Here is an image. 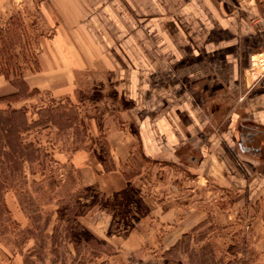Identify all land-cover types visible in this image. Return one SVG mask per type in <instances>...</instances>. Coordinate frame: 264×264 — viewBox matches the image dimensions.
I'll return each mask as SVG.
<instances>
[{"label": "crops", "instance_id": "obj_1", "mask_svg": "<svg viewBox=\"0 0 264 264\" xmlns=\"http://www.w3.org/2000/svg\"><path fill=\"white\" fill-rule=\"evenodd\" d=\"M13 10L0 0V26ZM38 10L51 34L43 38L38 69L22 75L24 87L60 98L92 80L121 103L122 128L105 137L108 160L89 148L70 156L78 177L73 192L85 194L73 220L87 239L74 237L69 252L82 247L89 254L74 264H179L175 254L185 264L196 252L202 264H264V6L39 0ZM10 87L0 72L2 113L16 106L7 100ZM134 150L181 168L206 196L215 195L206 202L193 187L173 182L163 196L159 182L139 181L133 214L118 219L96 208L128 193L132 183L121 165ZM5 204L13 221L28 224L9 189ZM50 228L48 237L56 232L53 222ZM0 264L26 263L0 249Z\"/></svg>", "mask_w": 264, "mask_h": 264}, {"label": "rangeland", "instance_id": "obj_2", "mask_svg": "<svg viewBox=\"0 0 264 264\" xmlns=\"http://www.w3.org/2000/svg\"><path fill=\"white\" fill-rule=\"evenodd\" d=\"M8 1L14 10L12 20L0 26V72L12 83L13 94L7 100L16 106L0 112V249L19 253L26 264L80 263L89 254L79 247L73 256L69 249L70 243L76 241L74 237L87 239L86 232L73 220L83 210L78 198L85 194L80 190L73 192L78 177L72 170L70 156L74 150L89 148L108 160L105 137L122 128L118 114L121 103L113 91L102 92L92 80H85L68 97L28 91L22 75L38 69L43 38L49 37L51 30L41 20L39 0ZM257 5L263 9L264 0H257ZM121 168L132 183L128 193L112 202L100 200L96 204V208L110 209L120 219L140 206L136 190L139 181L159 182L163 196L173 182L185 190L193 187L206 202L215 195L210 191L206 196L205 190L194 183L193 175L182 173L179 167L152 163L138 150ZM7 189L29 218L25 226L11 219L5 204ZM224 195L227 201L229 195ZM52 222L56 232L48 237L46 230L51 229ZM182 256L175 254L173 259L181 264ZM200 256L198 252L190 253L184 262L202 264Z\"/></svg>", "mask_w": 264, "mask_h": 264}, {"label": "trees", "instance_id": "obj_3", "mask_svg": "<svg viewBox=\"0 0 264 264\" xmlns=\"http://www.w3.org/2000/svg\"><path fill=\"white\" fill-rule=\"evenodd\" d=\"M4 74V73H3ZM5 75V74H4ZM5 77L7 78V76L5 75Z\"/></svg>", "mask_w": 264, "mask_h": 264}, {"label": "built area", "instance_id": "obj_4", "mask_svg": "<svg viewBox=\"0 0 264 264\" xmlns=\"http://www.w3.org/2000/svg\"><path fill=\"white\" fill-rule=\"evenodd\" d=\"M258 22V21H257Z\"/></svg>", "mask_w": 264, "mask_h": 264}]
</instances>
